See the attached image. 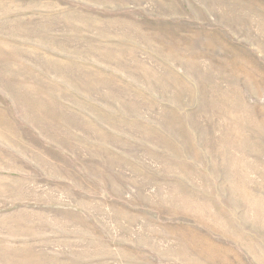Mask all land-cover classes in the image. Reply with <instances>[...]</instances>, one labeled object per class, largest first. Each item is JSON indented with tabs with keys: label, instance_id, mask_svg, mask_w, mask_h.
I'll return each instance as SVG.
<instances>
[{
	"label": "rangeland",
	"instance_id": "1",
	"mask_svg": "<svg viewBox=\"0 0 264 264\" xmlns=\"http://www.w3.org/2000/svg\"><path fill=\"white\" fill-rule=\"evenodd\" d=\"M65 209L112 264H264V0H0V264L71 262Z\"/></svg>",
	"mask_w": 264,
	"mask_h": 264
},
{
	"label": "crops",
	"instance_id": "2",
	"mask_svg": "<svg viewBox=\"0 0 264 264\" xmlns=\"http://www.w3.org/2000/svg\"><path fill=\"white\" fill-rule=\"evenodd\" d=\"M57 220L48 223L53 229L63 230L65 247L71 249L73 244L82 246L79 253L68 252L71 262L64 264H112L113 257L112 223H107L106 213L98 216L94 210H60ZM65 219V221H63ZM57 236H54L58 238ZM62 240V239H61Z\"/></svg>",
	"mask_w": 264,
	"mask_h": 264
}]
</instances>
